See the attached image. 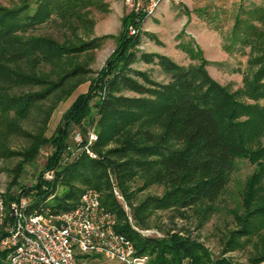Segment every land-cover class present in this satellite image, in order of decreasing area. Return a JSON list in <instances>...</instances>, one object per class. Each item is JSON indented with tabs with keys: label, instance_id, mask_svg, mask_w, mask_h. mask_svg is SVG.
<instances>
[{
	"label": "trees",
	"instance_id": "1",
	"mask_svg": "<svg viewBox=\"0 0 264 264\" xmlns=\"http://www.w3.org/2000/svg\"><path fill=\"white\" fill-rule=\"evenodd\" d=\"M98 1L18 0L13 7L0 5V158L15 156L4 146L9 138L22 136L29 139L30 146L18 155L22 161L12 171V186L46 145L53 152L44 172L54 175L50 182L41 178L35 189L23 190L18 196L8 194L7 205L33 197L28 214L41 208L60 213L73 209L85 191L96 190L102 205L117 217L116 231L134 244L138 257L149 258L148 264H234L224 256L214 259L203 244L178 234L163 238L139 235L112 193L110 175L127 200L131 185L138 180L143 189L164 187L163 198H150L139 210H193L202 228L219 210L238 163L248 161L256 169L231 211L235 230L229 233L225 254L252 243L249 263L263 264L264 9L255 10L243 25L237 20L236 34L244 36L241 41L251 48V56L244 86L236 92L209 75V62L200 53L195 55L201 58L200 64L191 67L166 56L143 54V61H157L162 68L169 79L164 84L134 70L141 39L129 36L133 18H126L116 50L91 81L88 93L78 96L54 135L46 138L44 128L56 105L67 101L91 72L79 59L101 49L110 38L85 41L79 35L88 27L92 34L90 14ZM53 22L69 32L63 43L31 35ZM102 92L103 99L96 103L98 140L92 146L98 158L81 153L63 167L70 132L83 127L92 114L91 103ZM50 99L53 105L45 110L42 105ZM35 112L44 114L43 129L31 135L21 124ZM135 218L142 223L138 211ZM7 256L0 250V264ZM88 257L80 256V263Z\"/></svg>",
	"mask_w": 264,
	"mask_h": 264
},
{
	"label": "rangeland",
	"instance_id": "2",
	"mask_svg": "<svg viewBox=\"0 0 264 264\" xmlns=\"http://www.w3.org/2000/svg\"><path fill=\"white\" fill-rule=\"evenodd\" d=\"M140 2V6L132 7L128 0H99L98 6L91 9L90 19L94 21L92 34L90 35L88 27L86 31L80 30L79 35L85 41L94 38H110L104 41L101 49L79 59L80 63L91 72L87 76V81L79 86L67 101L56 105L46 129L44 128L43 133L46 138H51L54 135L62 122L63 115L78 96L88 93L91 81L96 79L97 73L105 67L116 50L117 39L124 31L123 23L126 18H133V23L128 27L129 36H140L141 39L135 50L138 61L132 65L134 70L146 73L153 81L164 84L169 79L162 68L156 64L157 61L155 63L143 61L141 59L143 54L166 56L184 67L197 66L200 64V59L203 58L209 62L206 66L209 75L219 84L227 87L231 92L243 88L244 78L250 69L251 48L243 45L241 41L243 35L236 34L239 29L237 20L240 19L242 25L243 22L250 21L255 10L264 9V0H183L178 5L170 3L161 6L153 13L148 11L144 2ZM16 3L18 0H0V5L5 7H13ZM254 23L261 27L259 22ZM31 35L51 37L63 43L69 36V32L53 22ZM189 49L192 52H189ZM198 53L201 58L195 56L199 55ZM125 94L134 96L132 93ZM103 95H105L104 92L100 93L91 103L92 114L84 121L83 127H74L70 132L68 147L62 156L61 163L65 159H69L78 148L75 142L77 134L82 135L83 139L87 141L94 133L98 140L96 103L103 99ZM52 103L53 101L50 99L42 106L47 110L53 105ZM43 118L44 114L35 112L28 121L21 124L23 131L31 135L40 134L43 129ZM29 146V139L22 136L9 138L4 146L7 151L15 155L9 158H0V193L4 197L8 194L18 196L23 190L35 189L41 178L47 182L54 178L53 173L44 172L53 152V149L46 145L41 149L34 162L24 166L17 184L12 186V171L22 161L18 155ZM94 155L95 158L89 157L97 159V154L94 153ZM73 159L67 160L68 162H64L62 166L64 167ZM255 169L256 166L248 161L238 163V170L233 175L227 194L219 203V210L202 228L199 226L200 217L193 210H139L150 198H163L166 193L164 187L153 185L143 189V183L138 180L131 185L130 200H127L116 178L110 175V180L112 193L127 215L128 223L142 237L163 238L178 234L203 244L214 259L224 256L232 259L234 264H250L249 258L254 250L252 243L228 254H225V244L229 233L235 230L231 211L238 206L245 182ZM43 188L45 189L44 186ZM62 191L60 189L58 195H61ZM22 200L31 203L33 197H24ZM137 211L142 223L136 221ZM139 258L144 264L149 263L148 257ZM81 264L107 263L100 257L91 256L84 259Z\"/></svg>",
	"mask_w": 264,
	"mask_h": 264
},
{
	"label": "built area",
	"instance_id": "3",
	"mask_svg": "<svg viewBox=\"0 0 264 264\" xmlns=\"http://www.w3.org/2000/svg\"><path fill=\"white\" fill-rule=\"evenodd\" d=\"M140 1L153 13L166 2L183 0H128L132 7ZM96 141L94 133L87 141L77 134L78 148L63 163L81 153L95 158ZM29 206L25 200L7 205L0 193V250L8 254L4 264H81L80 256H97L107 264H144L134 244L116 231L117 217L102 205L98 191H85L73 209L60 213L41 208L28 214Z\"/></svg>",
	"mask_w": 264,
	"mask_h": 264
},
{
	"label": "crops",
	"instance_id": "4",
	"mask_svg": "<svg viewBox=\"0 0 264 264\" xmlns=\"http://www.w3.org/2000/svg\"><path fill=\"white\" fill-rule=\"evenodd\" d=\"M168 4H170V3L166 2V3H164V4L162 5V7H163L164 5H168Z\"/></svg>",
	"mask_w": 264,
	"mask_h": 264
}]
</instances>
